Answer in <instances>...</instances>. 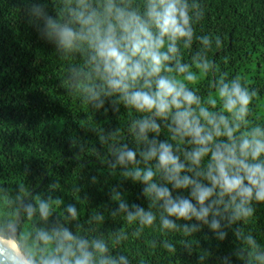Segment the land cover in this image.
Masks as SVG:
<instances>
[{
  "label": "clouds",
  "instance_id": "obj_1",
  "mask_svg": "<svg viewBox=\"0 0 264 264\" xmlns=\"http://www.w3.org/2000/svg\"><path fill=\"white\" fill-rule=\"evenodd\" d=\"M25 12L61 58H80L65 69L67 93L95 110L108 101L114 112L122 105L137 114L127 126L135 148L119 128L96 129L111 155L101 161L143 185L148 201L147 208L129 203L114 187L111 199L117 206L110 215L135 225L133 239L153 225L162 234L182 233L178 243L148 241L149 248L159 246L170 257L177 245L191 254L197 243L193 235L204 227L218 241L231 230L238 246L220 264H232L233 256L242 264H264V246L244 227L254 205L264 204V124L248 127L247 119L258 93L241 76L229 79L223 73L210 82L213 92L207 99L199 94V81L218 70L209 52L213 45L223 46L219 36L197 35L195 25L205 15L199 0H144L142 7L133 0H61L55 16L29 2ZM194 42L199 50L191 63L183 62L181 45L191 49ZM163 130L168 138L160 140ZM78 147L81 153L88 150L83 143ZM91 183H97L95 176ZM53 190L34 198L24 185H18L15 196L0 186V264H132L125 252H114L129 240L125 228L106 236L90 234L96 230L77 223L72 231L68 225L80 212L67 204L53 218L54 206L63 204L53 198ZM178 190L188 195H173ZM25 220L29 227L23 230ZM104 220L103 213L93 212L87 222ZM211 255L200 251L198 264Z\"/></svg>",
  "mask_w": 264,
  "mask_h": 264
},
{
  "label": "trees",
  "instance_id": "obj_2",
  "mask_svg": "<svg viewBox=\"0 0 264 264\" xmlns=\"http://www.w3.org/2000/svg\"><path fill=\"white\" fill-rule=\"evenodd\" d=\"M29 2L42 4L53 16L61 6V0H0V186L8 187L15 196L18 185H24L34 198L46 197L53 186V198L63 201L60 208L54 206L53 218L62 215L67 204H74L80 212L78 221L68 225L74 232L77 223L83 229L96 230L90 234L106 236L125 228L129 240L114 252H125L132 264H141L142 260L147 264H198L199 252L204 250L212 254L205 264H220V259L238 246L231 230L224 241H218L204 227L193 235L197 243L191 254L177 245V253L170 257L159 246L155 250L149 248L148 241L167 238L178 243L182 233L162 234L153 225L140 238L133 239L131 232L135 225L110 215L109 209L117 206L111 199L114 187H119L129 203L147 208L148 201L142 195L143 185L125 180L121 176L123 169L111 171L101 161L100 157L110 160L111 155L109 146L99 143L96 129L107 132L119 128L128 137L129 147L135 148L127 126L137 114L122 105L114 112L108 101L104 108L95 110L67 93L63 83L65 69L69 64L80 63V58H61L54 45L40 36L25 12ZM143 3L144 0H133L134 5L142 7ZM199 3L205 15L195 25L197 35L219 36L223 41L221 49L213 45L209 52L218 70L199 81V94L207 99L213 92L210 82L223 73L229 79L239 75L258 93L250 105L248 127L264 124V0H199ZM199 47L198 42L191 49L181 45L183 62L191 63ZM167 138L163 130L159 139ZM80 143L88 150L81 153ZM93 176L97 178L95 184L91 183ZM74 186L80 188L78 193L74 192ZM176 194L187 196L188 190H178L173 193ZM254 207L255 214L244 222L245 231H250L264 246V204ZM93 212L103 213L105 220L89 224L87 220ZM28 227V221L21 222L23 230ZM232 264L242 262L233 256Z\"/></svg>",
  "mask_w": 264,
  "mask_h": 264
}]
</instances>
